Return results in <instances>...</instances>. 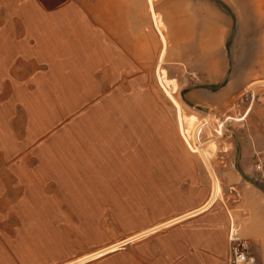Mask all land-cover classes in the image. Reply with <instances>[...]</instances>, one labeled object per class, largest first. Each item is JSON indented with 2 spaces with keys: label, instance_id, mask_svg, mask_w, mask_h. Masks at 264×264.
<instances>
[{
  "label": "rangeland",
  "instance_id": "1",
  "mask_svg": "<svg viewBox=\"0 0 264 264\" xmlns=\"http://www.w3.org/2000/svg\"><path fill=\"white\" fill-rule=\"evenodd\" d=\"M125 7L131 46L125 49L123 78L108 84L99 78L23 80L27 87L13 103L0 94V140L17 151L26 130L31 135L43 128L30 150L45 152L41 169L30 176L26 204L13 208L12 241L19 242L25 264L42 259L48 264L54 257L73 259L116 233L113 214L121 210L126 216L134 199H147L143 182L151 179L157 198L165 193V176L136 174V154L148 152L143 142L148 137L157 154L172 152L174 166L175 156L187 152L188 162L183 157L182 164L189 173L183 182L211 192L210 173L181 139L175 109L155 78L164 47L161 65L177 84L174 95L183 113L194 114V124L203 121L197 141L202 147L216 145L208 154L220 184L215 204L226 197L237 202L231 215L239 236L253 247L257 264H264V190L258 187H264V83L247 87L264 79V0H154L165 43L145 0H125ZM117 152L126 155L125 175L119 176L122 188L111 189L118 179L111 169L120 167L121 159L105 154ZM243 152L249 154L247 168L240 158H230ZM139 183L142 189L136 190ZM241 185L252 190L251 214L240 205Z\"/></svg>",
  "mask_w": 264,
  "mask_h": 264
},
{
  "label": "crops",
  "instance_id": "2",
  "mask_svg": "<svg viewBox=\"0 0 264 264\" xmlns=\"http://www.w3.org/2000/svg\"><path fill=\"white\" fill-rule=\"evenodd\" d=\"M126 13L125 0H0V80H19L5 85L0 82V94L13 103V96L27 87L28 81L23 80L99 78L108 84L123 78L125 49L131 46L125 29ZM11 103L8 101L5 105ZM41 129L31 135L26 130V135L18 140L20 150L17 151L9 148L7 140H0V264H25L19 242L12 241L13 208L22 206L24 200L26 204L30 176L44 164L41 161L44 150H30L35 138L39 140L43 136ZM143 142L149 153L137 151L140 167L136 174L148 178L165 176L164 195L158 198L153 195L154 183L147 178L148 182L142 186L149 188L147 199H134L135 206L126 211V216H122L121 210L113 214L118 224L116 233L86 247L73 259L54 257L48 264L75 260L166 221L171 223L79 264H229L228 228L233 221L238 225L231 215L237 212V202L226 197L215 204V199L207 208L194 212L203 206L210 191L204 185L183 182L189 173L187 152L175 156L178 166H174L172 152L157 154L156 143L150 137ZM107 153L106 159H121L120 167L111 169L118 179L110 184L111 189L114 186L121 189L119 185L123 183L118 181L119 176L125 175L122 159L126 155ZM183 157L186 166L182 164ZM232 157L240 158L243 168L248 167L247 152L239 156L235 153ZM140 159H147L148 163L141 164ZM138 185L136 190L142 189L141 183ZM240 189V205L251 214L252 190L243 185ZM248 250L254 253L250 245ZM35 264H46V261L42 259Z\"/></svg>",
  "mask_w": 264,
  "mask_h": 264
},
{
  "label": "bare ground",
  "instance_id": "3",
  "mask_svg": "<svg viewBox=\"0 0 264 264\" xmlns=\"http://www.w3.org/2000/svg\"><path fill=\"white\" fill-rule=\"evenodd\" d=\"M145 1L147 4V8L149 11V16L151 18L152 24H153L154 28L156 29L160 39L165 43V36H164L163 31L161 29L162 21L160 20V18H159L160 16H158V14L156 13V11L154 9V0H145ZM164 51H165L164 47H162L160 50V53L158 55V62L156 64V68H155V78H156L157 84H158L159 88L161 89V91L163 92V94L172 103V105L175 109L177 128H178V132L181 136V139L187 145V147L189 148V150L191 152H197L199 154L200 158H202V161L204 163L205 168L210 173V176H211L210 179H212L211 180L212 181L211 192H210L206 202L203 204V206L199 207L196 211H194V212H198V211H201V210L207 208L210 204H212V202L215 199H217L218 194L220 192V184H219L218 178H217L214 170H212V167L208 161V157H209L208 154H209V152L215 151L214 149H215L216 145L213 144V142H210L208 145H205V147H202L200 142L197 141V139H198L197 136L200 133L201 128L203 126L202 125L203 121L199 122L198 124H194V122L196 120V116L194 114L186 115L183 113L181 104L176 99V97L174 95L177 84L173 79H169L166 76L165 69L161 65V61L163 59ZM260 83H264V79H262V78L255 79L252 82H250L247 85V87L248 88L253 87L254 85L260 84ZM228 118H234V117H232L231 115H227L226 119H228ZM236 120H239V119L236 118ZM220 126L222 127V124H220ZM192 127H194L193 133H192ZM219 133H221V130L219 131ZM194 212H190L188 214H192ZM169 223H171V221H166L162 224H159V225L154 226L152 228H149L147 230H143L139 233H136V234H134L130 237H127L123 240L116 241V242L111 243L107 246L99 248L98 250L87 253L81 257H78L75 260H71L69 262H65L62 264H79V263L84 262L85 260H87L89 258H94L96 256H100L101 254H103L105 252L115 250L120 245H122L128 241L134 240L136 238H139L143 235H146V234H148V233H150V232H152V231H154V230H156L162 226H165Z\"/></svg>",
  "mask_w": 264,
  "mask_h": 264
},
{
  "label": "built area",
  "instance_id": "4",
  "mask_svg": "<svg viewBox=\"0 0 264 264\" xmlns=\"http://www.w3.org/2000/svg\"><path fill=\"white\" fill-rule=\"evenodd\" d=\"M228 240L229 264H257L256 259L249 252L246 242L240 238L238 227L234 222L229 224Z\"/></svg>",
  "mask_w": 264,
  "mask_h": 264
},
{
  "label": "water",
  "instance_id": "5",
  "mask_svg": "<svg viewBox=\"0 0 264 264\" xmlns=\"http://www.w3.org/2000/svg\"><path fill=\"white\" fill-rule=\"evenodd\" d=\"M258 187H260L262 190H264V187H262V186H260V185H258Z\"/></svg>",
  "mask_w": 264,
  "mask_h": 264
}]
</instances>
